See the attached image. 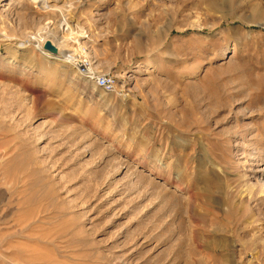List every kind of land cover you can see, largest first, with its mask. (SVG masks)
Returning a JSON list of instances; mask_svg holds the SVG:
<instances>
[{"label": "rangeland", "instance_id": "1", "mask_svg": "<svg viewBox=\"0 0 264 264\" xmlns=\"http://www.w3.org/2000/svg\"><path fill=\"white\" fill-rule=\"evenodd\" d=\"M0 264H264V0H0Z\"/></svg>", "mask_w": 264, "mask_h": 264}, {"label": "bare ground", "instance_id": "2", "mask_svg": "<svg viewBox=\"0 0 264 264\" xmlns=\"http://www.w3.org/2000/svg\"><path fill=\"white\" fill-rule=\"evenodd\" d=\"M30 1H31L32 3H38V2H40L44 8H46L47 5H48V0H30ZM8 5H9V3L6 2L3 6H8ZM47 40L52 41V43L56 46V48L58 49V54L53 55V54H51V53L45 51V50L42 48V45H43V44L45 43V41H47ZM42 45H41L40 47H41V49H42V51H43L44 53L46 52V55H48V57H51V59H55V60H58V61H61V62H66V63H69V62L71 63V62H72L71 65H72L74 68L77 69L78 74H79L80 76H82L83 78L88 79L87 74H84L83 72H81V69H82V68H85L84 66H85L86 61H85L84 59H82V58H77V56L75 55V53H72V54L70 55V61H69V60H68L69 58H67V57L69 56V52H68V50H70V49H68L67 44H63V41H62V42L54 41L52 38L49 37V38H46V39L44 40V42L42 43ZM87 61H88V60H87Z\"/></svg>", "mask_w": 264, "mask_h": 264}, {"label": "built area", "instance_id": "3", "mask_svg": "<svg viewBox=\"0 0 264 264\" xmlns=\"http://www.w3.org/2000/svg\"><path fill=\"white\" fill-rule=\"evenodd\" d=\"M44 44L42 45L43 48ZM86 61L85 68L81 69V72L84 74H87L88 79L90 81H93L98 87L102 88L105 92L111 93L115 90L116 87V81L114 77L107 75V74H98L95 73L92 69V64L90 61H87V59H84Z\"/></svg>", "mask_w": 264, "mask_h": 264}, {"label": "water", "instance_id": "4", "mask_svg": "<svg viewBox=\"0 0 264 264\" xmlns=\"http://www.w3.org/2000/svg\"><path fill=\"white\" fill-rule=\"evenodd\" d=\"M43 49L53 55L58 54V49L50 40L45 41Z\"/></svg>", "mask_w": 264, "mask_h": 264}]
</instances>
